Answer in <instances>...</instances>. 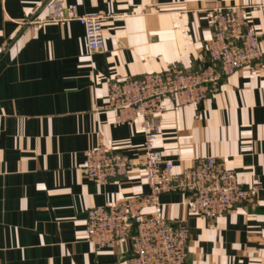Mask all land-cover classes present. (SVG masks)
Listing matches in <instances>:
<instances>
[{
    "label": "crops",
    "instance_id": "0c3cea01",
    "mask_svg": "<svg viewBox=\"0 0 264 264\" xmlns=\"http://www.w3.org/2000/svg\"><path fill=\"white\" fill-rule=\"evenodd\" d=\"M50 1L0 0V264H127L128 243L97 250L85 239L89 208L149 192L140 168L105 184L85 173L98 142L134 159L145 140L103 107L111 82L208 64L216 7H249L264 52V0H56L122 16L93 53L78 21L30 25L48 18ZM165 105L157 147L177 171L213 155L256 189L213 221L191 214L182 194L162 195L166 218L190 230L187 263L264 264V56L198 105Z\"/></svg>",
    "mask_w": 264,
    "mask_h": 264
},
{
    "label": "built area",
    "instance_id": "2783aa9c",
    "mask_svg": "<svg viewBox=\"0 0 264 264\" xmlns=\"http://www.w3.org/2000/svg\"><path fill=\"white\" fill-rule=\"evenodd\" d=\"M49 11L50 21L80 22L90 51L104 47L107 21L122 18L115 12L80 15L76 5L67 8L60 1L51 2ZM209 19L214 32L207 43L209 65L193 72L171 67L111 83L107 108L116 111L118 124L129 123L145 133L141 155L133 159L102 141L85 154L84 169L92 180L105 183L141 167L149 184L150 192L141 197L88 210V242L110 248L128 243V264H187L189 229L167 220L160 202L162 194L181 192L193 213L214 218L252 191L242 186L237 170L223 158L206 156L177 171L175 162L157 147L167 100L178 105L198 103L221 89L223 77L264 55L261 35L250 23L246 7H216ZM31 23L35 28L43 22Z\"/></svg>",
    "mask_w": 264,
    "mask_h": 264
},
{
    "label": "rangeland",
    "instance_id": "374dc122",
    "mask_svg": "<svg viewBox=\"0 0 264 264\" xmlns=\"http://www.w3.org/2000/svg\"><path fill=\"white\" fill-rule=\"evenodd\" d=\"M53 1H56V0H51L50 2H49V4H48V9H49V6H50V4H51V2H53ZM72 6V5H71ZM241 6H243V5H241ZM70 6H67V8H69ZM225 7H228V6H225ZM244 7H246L247 8V12L249 13V7H247V6H244ZM101 12V11H100ZM97 13H99V12H97ZM97 13H93V14H97ZM105 13H112V12H105ZM80 15H89V14H80ZM49 17H50V11H49V16H48V18H45V19H40V18H33L32 20H30L29 21V23H30V25L33 27V25H32V23H31V21H34V20H41L43 23H46V22H53V23H59V22H54V21H50L49 20ZM210 20V19H209ZM71 21H76V20H71ZM71 21H69V22H71ZM69 22H65V23H60V24H66V23H69ZM110 21H107V23L104 25V34H105V31H106V26H107V24L109 23ZM42 23V24H43ZM80 23V22H79ZM211 24V23H210ZM212 26V25H211ZM212 29H213V26H212ZM257 30V29H256ZM213 33L214 32H212V35H213ZM260 34V33H259ZM85 39H86V31H85ZM86 45H87V42H86ZM87 49H88V47H87ZM99 50H101V49H99ZM99 50H96V51H99ZM88 51H89V53H93V52H95V51H90L89 49H88ZM207 52H208V56H209V58H210V53H209V51H208V49H207ZM264 56V55H263ZM262 56V57H263ZM261 57V58H262ZM258 61V60H257ZM256 60L255 61H253L252 63H250L249 65H247V66H252L255 62H257ZM211 63V58L209 59V62H208V64H206V66L207 65H209ZM205 66V65H204ZM171 67H177V68H179V69H182L183 71H189V72H193V71H196V70H199V69H196V70H185L184 68H181V67H179V66H171ZM171 67H169V68H171ZM202 68V67H201ZM168 69V68H167ZM166 70V69H165ZM164 71V70H163ZM160 72H162V71H160ZM235 72V71H234ZM148 74V73H147ZM145 75V74H144ZM229 76V75H228ZM227 77V76H226ZM225 77H223L222 79H221V81H220V86H221V83H222V80L224 79ZM114 82V81H113ZM112 83V82H111ZM111 86V85H110ZM110 89V88H109ZM220 91V90H219ZM218 91V92H219ZM218 92H216V93H214V94H209L208 96H207V98H205V99H202V100H200L198 103H194V104H192V105H198V104H200L201 102H204L205 100H207L209 97H211V96H214L215 94H217ZM109 93V92H108ZM107 96H108V94H107ZM107 96H106V98H107ZM166 103V102H165ZM188 105V104H187ZM187 105H180V106H187ZM103 107L104 108H107V101L105 102V105H103ZM115 120H116V117H115ZM116 122V121H115ZM126 124V123H125ZM129 124V123H128ZM132 125V124H131ZM135 126V125H134ZM137 127V126H136ZM138 128V127H137ZM144 142H145V140H144ZM143 145H144V143H143ZM143 145L141 146V148L139 149V156L141 155V149H142V147H143ZM249 147H251L252 148V150H253V146L251 145V144H248V145H246V146H243L242 147V149H241V151L243 152V153H248V152H250V151H252V150H250V151H245V148H249ZM159 149V148H158ZM160 150V149H159ZM138 156V157H139ZM209 156H211V155H209ZM130 157V156H129ZM137 157V158H138ZM206 157V156H205ZM203 158V157H202ZM134 159H136V158H134ZM201 158H199L198 160H200ZM221 160H223L222 158H220ZM198 160H196V162H198ZM226 160V159H225ZM227 161V160H226ZM195 162V163H196ZM194 163V164H195ZM137 168H140V169H142L141 167H137ZM85 170V169H84ZM132 171V170H131ZM143 171V170H142ZM238 172V171H237ZM85 173H86V171H85ZM130 173V172H129ZM128 173V174H129ZM144 173V172H143ZM86 175H87V173H86ZM88 176V175H87ZM127 176V175H126ZM125 176V177H126ZM89 177V176H88ZM117 178H124V177H117ZM144 178H145V175H144ZM91 179V178H90ZM92 180V179H91ZM145 180H146V178H145ZM95 181V180H94ZM95 182H97V181H95ZM97 183H99V184H105V183H107V182H105V183H100V182H97ZM146 183H147V180H146ZM241 184H242V186H244V188H247V189H252V191L253 190H256V189H253V188H251L250 186H248V185H246V184H244V182H241ZM147 185H148V187H149V184L147 183ZM251 191V192H252ZM149 192H150V188H149ZM148 192V193H149ZM147 193V194H148ZM168 193H180V194H182L181 192H168ZM164 194H167V193H164ZM163 195V194H162ZM162 195H161V197H160V202H161V204L164 206V203L162 202ZM183 195V194H182ZM250 195H251V193H250ZM249 195V196H250ZM141 196H143V195H141ZM141 196H137V197H135V196H129V197H126L125 199H127V198H130V197H135V198H138V197H141ZM249 196L246 198V199H242V200H240V201H238V202H236V203H234L230 208H228L227 209V211H225V212H223L222 214H220V215H217V216H215L214 218H210V217H208V216H204V215H202V214H200V213H193L189 208H188V210H189V212L191 213V214H193V215H195V216H200V217H203V218H206L207 220H209V221H213V220H216L218 217H221V216H223V215H225V214H227L228 212H230L236 205H238V204H240V203H242V202H245V201H247L248 199H249ZM185 198H186V196L185 195H183V202H185ZM124 200V199H123ZM187 207H188V205H187V203L185 202L184 203ZM108 205V204H107ZM111 205V204H110ZM99 206H103V205H99ZM163 206H162V208H163ZM95 207H98V206H94V207H91V209L92 208H95ZM90 209V208H89ZM166 217V216H165ZM168 221H169V219H167ZM87 221H88V212H87V219H86V224H85V232H86V236H85V239H86V241L88 242V235H87V231H86V225H87ZM170 222V221H169ZM172 224V223H171ZM183 225V226H187L184 222H179V223H177L176 225H174V226H177V225ZM187 228H188V226H187ZM189 229V228H188ZM189 232H190V230H189ZM189 242H190V237H189V239H188V243H187V251H188V256H187V258L189 257ZM91 244V243H90ZM95 249H97V250H114V249H117V248H110L109 246H105V247H100L99 245H96L95 246V244H91ZM131 246L129 245V254H128V256H127V258H126V262H127V264H128V258H129V256H130V253H131V248H130ZM118 248H120V247H118ZM188 264V263H187Z\"/></svg>",
    "mask_w": 264,
    "mask_h": 264
}]
</instances>
